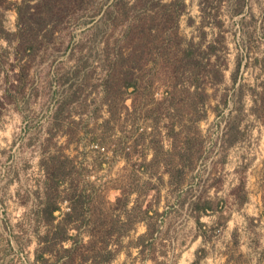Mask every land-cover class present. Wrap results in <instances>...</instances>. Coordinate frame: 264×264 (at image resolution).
I'll use <instances>...</instances> for the list:
<instances>
[{
  "label": "rangeland",
  "instance_id": "1",
  "mask_svg": "<svg viewBox=\"0 0 264 264\" xmlns=\"http://www.w3.org/2000/svg\"><path fill=\"white\" fill-rule=\"evenodd\" d=\"M22 1L0 0V264H63L73 247L80 264L92 234L113 253L103 264H264V0H78L31 54L6 35ZM154 14L140 90L105 89L127 26ZM179 41L213 44L203 63L224 75L196 111Z\"/></svg>",
  "mask_w": 264,
  "mask_h": 264
},
{
  "label": "trees",
  "instance_id": "2",
  "mask_svg": "<svg viewBox=\"0 0 264 264\" xmlns=\"http://www.w3.org/2000/svg\"><path fill=\"white\" fill-rule=\"evenodd\" d=\"M30 1L31 0H23L17 5V32L13 34L6 33V35L12 36L16 39L15 50L23 51L27 54L36 51L38 48L39 37L46 31L50 30L53 25L55 26L57 23H61L64 17L67 16L66 7L74 2L77 3L78 0H38L34 5H32ZM177 1L178 0L172 1L170 5L176 4ZM123 12L124 15H127L128 13L124 10ZM108 13H110V17H112L114 21L118 19L117 15L112 16L113 12ZM169 13V15H172V11ZM144 14L151 13H148V10H146ZM119 15L122 16L123 14ZM158 17V14L143 17L141 19L140 17H136L138 20H135V23L127 26L126 34L132 37L133 45L129 50L127 57H124L122 53L117 54L112 58H109L110 56H108V70L104 80L105 89L118 85L120 87V84L118 83L123 81L121 83V85L123 84V90L125 89L127 91L128 89L133 88L134 93H137V91L140 90L143 77L142 72L151 64L152 55L157 51L154 50V48L161 44L160 42H155L158 31L160 30L158 22L156 23ZM169 18H167V20H169ZM167 20L165 19V21ZM140 21L143 23L141 24ZM106 27V21L100 19L96 28L105 29ZM175 32L176 31H172V33ZM2 33H4V31H2ZM177 46L178 47L175 49L178 50L177 60L179 63H177L176 73L181 77L178 78L181 79L180 85H185V87L181 89L183 90V94L187 93V95H192L190 88L193 87L195 89L196 93L191 97L192 102L190 106L196 111V106L199 101H202V98L205 95V90L201 87L202 82L205 79L213 80L215 83L221 82L224 77L223 71L216 64L209 65L203 63L204 57L209 58L211 54H215L216 51L213 44L208 45L206 49H201V45L195 44L192 41L186 43L179 41ZM158 55L157 59L161 56L166 59V61L170 60V56L165 52L159 53ZM185 81L188 82L185 83ZM120 89L122 88H119V90ZM198 89H201V91L198 92ZM46 203L47 204L41 210V214H43L42 218L45 219L48 224H53L55 220L53 214L59 209L56 204H51L49 201H46ZM82 208L83 202L80 200V218L82 216ZM209 208L210 204H206L203 206L202 211L208 210ZM75 212H77V210H74L72 213H67V217L64 216V218H73V213ZM60 223H63V220L58 222V226L54 227L55 233H58V235L61 234L62 236H60V239L62 238L63 240H60L59 242H64L68 237L65 236L66 229H64ZM96 235L97 234L90 235L91 238L87 243L80 239V247L84 248V250L80 252V255H83L80 258V264H103L111 259L113 253L107 248L108 244L99 246V241L95 239ZM150 235L151 233H149L148 230L142 238H146ZM47 242H49V240H46V243ZM72 249H64V252H66V259L63 261V264L71 263V253H75L76 251L75 248L74 250ZM42 255H39V257H42Z\"/></svg>",
  "mask_w": 264,
  "mask_h": 264
}]
</instances>
